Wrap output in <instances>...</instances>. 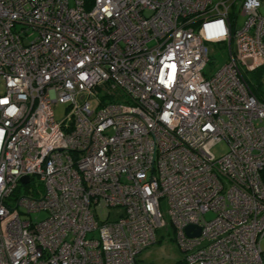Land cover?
<instances>
[{
  "label": "built area",
  "instance_id": "1",
  "mask_svg": "<svg viewBox=\"0 0 264 264\" xmlns=\"http://www.w3.org/2000/svg\"><path fill=\"white\" fill-rule=\"evenodd\" d=\"M262 65L264 0H0V264H136L162 200L186 264H264Z\"/></svg>",
  "mask_w": 264,
  "mask_h": 264
},
{
  "label": "rangeland",
  "instance_id": "2",
  "mask_svg": "<svg viewBox=\"0 0 264 264\" xmlns=\"http://www.w3.org/2000/svg\"><path fill=\"white\" fill-rule=\"evenodd\" d=\"M245 20V17L240 16L237 20V27H241L243 22ZM209 49V57L210 61L207 65V70H211L214 68H218L223 62L224 59H226L227 56V46L224 43H210L208 44ZM257 72H251L249 73V77L252 80V82L255 83V75ZM260 90H264V84L260 86ZM1 89V87H0ZM54 113H55V119L56 121H60L65 116V109L64 105L61 104H54L53 106ZM226 151V146L224 142L219 143L217 146H215L212 149L213 154L218 157L220 154H223ZM38 181L36 178H33L32 184L37 185ZM29 185L28 187H30ZM24 186H21L19 193H24L25 191ZM37 188L39 186L37 185ZM160 208L162 215L166 221V225L164 227L158 228L156 230V242L153 243L148 248L144 249L137 257L136 264H175L179 260L183 258V252L178 248L175 237L173 234L172 227L169 222V216L167 213V206L165 200H162L160 203ZM114 210V211H113ZM111 212L110 218H113L115 215V209H109ZM103 213H106L104 210ZM46 216V213L44 211L41 212H33L30 215H28L29 218L33 221H39L43 219ZM213 212H207L204 215V218L206 220H210L214 217ZM99 219V217H97ZM97 235V234H95ZM90 236V233L87 235V237ZM261 246L264 247V240L261 241Z\"/></svg>",
  "mask_w": 264,
  "mask_h": 264
},
{
  "label": "trees",
  "instance_id": "3",
  "mask_svg": "<svg viewBox=\"0 0 264 264\" xmlns=\"http://www.w3.org/2000/svg\"><path fill=\"white\" fill-rule=\"evenodd\" d=\"M256 75H255V83L252 82V80L250 79V82L253 84V85H256L259 89L261 88L260 86L262 84H264V65L258 67L256 70H254L253 72H257ZM175 264H186L184 262L183 259L179 260L178 262H176Z\"/></svg>",
  "mask_w": 264,
  "mask_h": 264
},
{
  "label": "water",
  "instance_id": "4",
  "mask_svg": "<svg viewBox=\"0 0 264 264\" xmlns=\"http://www.w3.org/2000/svg\"><path fill=\"white\" fill-rule=\"evenodd\" d=\"M20 181H21L22 183H26V182L28 181V178H27V177H22V178L20 179ZM192 228H193L192 225H188V226L185 228V232H186L187 234H189V231H190ZM198 234H199V228H197L196 231L194 232V234H191L190 236L194 237V236H197Z\"/></svg>",
  "mask_w": 264,
  "mask_h": 264
}]
</instances>
